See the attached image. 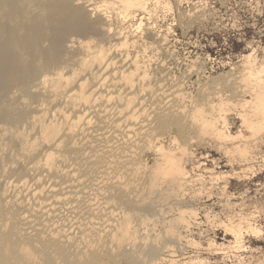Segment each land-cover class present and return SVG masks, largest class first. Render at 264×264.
Instances as JSON below:
<instances>
[{"label":"bare ground","instance_id":"6f19581e","mask_svg":"<svg viewBox=\"0 0 264 264\" xmlns=\"http://www.w3.org/2000/svg\"><path fill=\"white\" fill-rule=\"evenodd\" d=\"M41 1H44V0H41ZM77 1L76 0H49V1L46 0L45 1V5H46L45 11L42 12V10H41V13L36 12V9H37V11L39 9L38 7H36L35 12H32V11L29 12L30 11L29 10L28 12H25L22 15H20L21 13L16 12V15L17 14L20 15L19 18H15V16H14L15 12H14L12 17H11V15L10 16L7 15V18H6V15H5L6 13H4L2 16H5V19H4V17H2L3 18L2 20L0 19V87L2 88L1 91L4 90V92L0 93V100H3L4 99L3 97H6V96L8 97L9 94H7V92L9 90H11L10 88H12L13 86L16 87L15 86L16 83L21 84L19 91L27 96V100L26 99H25L26 101L23 100L25 103H23L22 105L21 104L20 105L19 104L8 105L6 107L4 106L5 108L3 107L2 109H0V123L1 122H2V124H3V122L5 123L9 133L7 131L6 132L9 135V138L10 137L12 138L14 131L16 133H18L16 130L19 127L18 125H20V127H23V126H21V123L23 122L24 124L25 123L28 124L29 127L26 124L27 128H30L29 123L31 120L34 119V114H35V116L38 115V114L36 115V112H38L37 110L40 109V112L42 113L41 108L36 109V107L37 106L40 107L39 105L44 103V101H43L44 95H46L45 97H47V94H51V95L55 96V91H61V93H65L64 95H66L68 97V99H67L68 101H66L65 107H63V109H59L57 107L56 109L53 110L52 113H50L48 115L47 118L52 119L54 121V125H53L54 128H57L60 125H62L64 127V130L60 136V137H63L64 141L63 140H61V142L59 141L56 154L58 155V153L64 151L65 148H67V153L69 151L73 153L72 157L69 155L70 152L68 154L66 153L69 156L68 157L69 159L73 158L72 159L73 161L68 163V165H66V166H62L61 163L63 161L61 160L62 162L60 163L59 158L56 157V155L54 156L53 153H51V152L49 153V156H50L49 158H44V156H46L47 153L35 152L36 151L35 148L37 146V143L39 142V137L37 139H32L29 136L30 134L26 135L27 136L26 138L29 141L26 149L28 150V152L30 151L31 153L32 152L36 153L35 158L33 156L32 159H29V161L32 160V162H30L31 164L29 166L31 169H33L34 174H32V176H25L24 180L26 182H23V179H21V181L23 182L22 184H24V183L27 184L22 189L18 188L19 187L18 184H20V186H21V183H19V179H17V177H19V175L17 177H15L14 179H11V177H10V179H9V177H5V178L1 177L3 179V181H2L3 185H2V187L0 186L1 187L0 191H2V193L0 192L1 193L0 196L3 194V192H6V191H3L4 190L3 188L9 187V185L11 184L10 180H13V185L18 186L17 188L19 189V191L17 189V191H18L17 198L15 196H12L11 198H9L8 196H6V193H4L5 195L3 194V196L0 197V243H3L5 245L11 244V242H12L11 236L13 234L12 232H14L15 228H17V227L20 228V226H17L18 221H14L15 219L18 220L17 218H15L16 215L18 214V210H19V213H21L20 215H22V216L24 215L23 216L24 218L26 217V215L28 216L30 214V212H32L31 213L32 215H33V213H35L37 215V214L43 213V211H44V213H46L47 215L43 213L44 216L42 217V215H41V217L44 218V220H46V222L49 223V225H46L48 227V229L50 228V226L52 224H55L56 226L58 225L57 226L58 230H60V231L61 230L62 231L70 230V232L72 234L75 233L76 231H79L80 229L79 228H78L79 230L77 229L78 225H77V227H75L76 225L75 226H72V225L68 226L69 220L75 218V216H77V218H78V216H82L83 215V213L81 215L82 211H85L86 214L87 213L89 214V212H91V213H93L92 217H90V219L87 221L85 219L83 221H81V223H79V227L80 228L83 227L80 224H85V229L84 228H81V229L82 230L84 229L85 230L84 232L85 233L87 232L88 235H89V233H91V229H92L91 226L93 227V225L95 224L94 226L98 227V232H99L98 234L99 235L98 234L95 235L96 239L92 240L93 245L97 242L102 241V240L101 241H98V240L103 237L101 233L104 230V227H103L104 224H102L103 222L101 223V221H103L105 219L104 217H106V219L109 218V220H107L105 222V225H106V223L107 224L115 223V227L117 225L116 221H119V222L122 221L123 214H125L124 212L130 214L131 220L138 223L137 225H139V223L141 221L145 222V220H147L145 214L142 215L141 219L139 217H138L139 218L138 219V218H135V217H137L135 215H139L140 213L135 214L134 212L138 208L140 209L142 207V206H140V203H141L140 200L142 202L143 201L146 202L145 200H143L144 198L147 197L146 200H148V198L151 199L150 197H148V193L150 191H153L152 194L154 192L156 193L155 189H158V187L160 186L159 185L160 182L158 180V177L153 174L152 176H149V180H148L150 185L154 184L152 186H155V187L158 186L157 188H155V187H154L155 189L153 187L150 188L148 186L149 184L148 185L146 184L147 187L144 185L145 187L144 188L142 187L143 190H141L142 188H140L139 191L140 190L141 191L136 193L138 195H135L136 196V197L134 196L135 198H130V199H132V200H130L129 198H127L129 195L124 197L125 194L127 195V193H124V192H126V189L124 191V189H122V186L116 185L120 181L119 180L120 176L117 175V173H118L116 171L117 169L114 170L115 166L119 167L120 165L121 166L124 165V167H125V165L128 166V164L132 163L133 161L138 163L137 162L138 158H136V155H137L138 150H140V152H141V148L138 149V146H140L141 144L144 145V143H147L148 146H149V144H151L153 146L152 149L158 148L159 144H161L160 143L161 142L160 137H161L162 129H164L163 126H166L167 123L172 121V120H177L179 122V124L183 127L182 128L184 130V131H182V134L184 133L183 135L187 136V134H188L187 132H189L188 130L186 131V129H188L187 126L191 125V124L184 122L185 118L182 115H180L179 110H178L180 107L183 106L180 104V100L183 99V97H184L183 93L178 92V90L165 89L163 86V82L165 83V82H167V80L165 79L166 81L165 80L163 81V79H162L163 82L161 84H159V81L161 82V78L158 79V83H157L158 85L157 86L154 84V86L148 87L147 79H144L145 72L147 70H146V67L144 70V66H142V65L146 64V61L143 64V60H145L146 56L148 55L145 51L139 52L138 56L135 59H133V63L128 68H127V66L126 67L124 66L125 63H123V60H124L123 58L121 59V58H116L114 56H111L109 59L108 58H102L101 61L99 62L100 65H99L98 71L97 72L94 71V69H93V66L95 65L94 58L96 57L97 52L102 51V48L100 45H98V49L96 48L97 44L95 45L92 41L95 38H92L91 40L90 39L85 40V39L89 38L88 33L91 31L98 32L97 35L98 36L101 35L102 36V37L100 36L101 38L107 37V34L110 35V33H107L106 30L104 32V30L102 31V29H101V27L105 23L104 18H102L101 16H98V17L94 16L95 18L94 17L90 18V16H89L90 10L91 11H94V10L98 11L99 8L102 7V5H100V4L98 5V2H96V1H94L91 4L86 3L87 4L86 5L85 3L84 4L80 3L82 0H79L80 4H76V3H78ZM1 3H3V2H1ZM40 3L43 4L44 2H40ZM24 4H26V3H24ZM20 5H23V4L21 3ZM32 5L37 6V4L34 5L33 3H32ZM90 5L93 7L91 9L90 8L88 9V6L90 7ZM9 6L7 5V7H9ZM28 6L31 9V7H32L31 4H29ZM27 9H29V8H27ZM4 10H6V7ZM24 10L25 9H23V11ZM11 11L12 10L10 8V10L5 11V12H11ZM16 11H18V10H16ZM12 18H15V19H12ZM42 30L45 31L43 35H41ZM116 34L114 35V37H113V35H110L109 40L112 42L114 41L115 45H117L118 51L123 50L122 52L126 53L127 49H128L127 46H129L128 43L130 41H128V39L124 38L123 36L118 35L119 37H116ZM76 36H79V38H77ZM80 37H82L83 39L80 40L81 39ZM45 39L49 41V44H46V42L44 44ZM97 40H100V38L96 39L95 42H99ZM100 41H102V40H100ZM131 41H133V40H131ZM134 41H136V40H134ZM130 43L133 44V42H130ZM77 44L80 46L79 50L82 47L83 48L82 51H84V54L86 53L85 58H83V60H85V62L83 61L84 62V64H83L84 69L82 67V70H81L80 69L81 66H80L79 69H77V70H81L79 72H77L74 68L70 69L69 68V66H71L70 64L67 68L61 67V65L64 63L63 58H62V56H64L63 55L64 49L66 48V50H68L67 48H71V47L75 48L73 46L74 45L76 46ZM93 44L96 46L95 47L96 49L93 48L94 47ZM77 48H78V46L75 49H77ZM77 50H76V53H78ZM73 52H74L73 54H75V51H73ZM73 54H71V55H73ZM68 56L69 57H67V58L72 57L70 55H68ZM75 57L76 56H74V58ZM148 57H149V55H148ZM74 58H73V60H74ZM64 60L66 61L67 59H64ZM71 61H72V59H71ZM78 62L80 63V60L79 61L77 60V62H75V63L79 64ZM140 62H141V65H140ZM68 63H70V61H68ZM71 64H73V63H71ZM171 67H173V66H171ZM140 74H141V76H139ZM172 75L171 76L169 75L168 78H170L171 80L173 79V82H175L174 77L176 75L175 74H174L175 76H172ZM46 76L49 77L48 87H45L44 82H43V78ZM162 77H163V75H162ZM231 83H233V85ZM231 83L230 84L232 86H234L235 82L231 81ZM230 84L228 83V86ZM166 85H165V87H166ZM231 85L229 87L228 86L227 87L230 88ZM235 85H237V84H235ZM33 86H37L38 87L37 89H39V90H37L36 92L34 90H31V88ZM234 87H232V90H230L231 95H233V93H234L233 90H236V89L239 90V93L241 92L239 86H237L235 88ZM32 91H34V92L32 93ZM232 91H233V93H232ZM236 92H238V91H236ZM218 93H220V92L215 91L214 93H212V99L211 100L209 99V97L211 96L209 93L208 94L209 96L207 97V95H206V97H205L207 99V101H205L206 99L204 100V102H201V101L196 102L195 101L194 104H196L197 107H202L207 112H211L212 109L210 106L213 103H219V101L216 100V96H214V95H217ZM241 93L243 95H245V94L252 95L253 94L251 90H249L247 92H241ZM178 94H179V96H178ZM51 95H49V96H51ZM235 95H236V93H235ZM14 96L15 95H13V97ZM53 96L51 98H53ZM13 97H11V98H13ZM17 97H18V99L21 98L19 96H17ZM56 97L60 98L59 95H57ZM242 97H245V96H242ZM237 98H240V97H237ZM224 99H225V101H228L229 97L228 98L224 97ZM45 100H47V99H45ZM229 100H231V98ZM233 100H234V98L232 99V101ZM52 101L54 102V100H52ZM166 101H167V103H166ZM235 101H236V99H235ZM48 102L50 104L51 101L48 99ZM48 102H47V104H48ZM236 102H238V101H236ZM236 102H234V103H236ZM243 102H245V104H243V105L248 104V101H242L241 103L239 102V104H241L240 106H242ZM45 104H46V102H45ZM75 105H76V107H75V109H73V107ZM44 107H45V105H44ZM42 108H43V105H42ZM244 108H246V107H243V109ZM239 110L240 111L239 112L237 111V112L240 114V116L239 115L238 116L243 118L242 119L243 125L246 126V128L250 127L251 123H250L249 117L247 115V109L242 110V111H241V109H239ZM149 117H151V119H149ZM26 127H25L24 131H26ZM33 127H34V125H33ZM33 127L31 126V128H33ZM2 128H1V130H2ZM54 128H51V130L53 131ZM193 128H196V127L191 128L193 132H194V130L196 131V129L193 130ZM22 129H20V130H22ZM28 130L29 129H27V131ZM1 133H2V131H1ZM189 134H188V136H189ZM65 135H66V137H64ZM15 136H17V135H15ZM21 136H22V134H21ZM39 136H40V134H39ZM5 139H7V138H5ZM13 141L15 142V140H13ZM23 141L25 142V139ZM23 144L24 143H22V145ZM25 144H26V142H25ZM21 147H19V151H20V149L22 150ZM143 148H145V147H143ZM26 149H25V151L27 152ZM174 149H175V147H173V150ZM143 150L144 149H142V151ZM0 151H1V149H0ZM25 151H23V153H25ZM15 153L16 152H14V154ZM21 153L22 152H20V154ZM62 153L60 154V157L62 156ZM142 153H144V152H142ZM14 154L12 153L11 155L14 156ZM18 156H19V153H18ZM64 156H66V155H63V157ZM24 157L25 156H22L21 159ZM63 157H61V159ZM66 157H64V159H63V160H65V162L67 160V159H65ZM137 157H138V155H137ZM11 158H12V156H11ZM16 159L18 161L21 160V159H18L17 157H16ZM160 159H161L160 161L162 162L161 157H160ZM12 160H13V158H12ZM3 161H5V160H3ZM29 161H27V162L29 163ZM78 161H80L81 164L78 163ZM6 162H7V160H6ZM141 162H139V163H141ZM77 163L80 164L81 167H78L80 165H78ZM25 164H26V162H25ZM64 164H66V163H64ZM138 164H133V165H138ZM9 165H11V164H9ZM26 165H25V167L23 166L22 168L25 169L27 167V172H28L29 168ZM76 165H78L77 167L80 168V170H78V168H76ZM60 166L63 167V169L61 172H59L61 174H58L57 168ZM19 167H17V168H19ZM124 167H123V169H124ZM136 167H138V166H136ZM140 168H141V166H140ZM140 168L138 169V171L140 170L139 172L141 173L142 169H140ZM1 169L4 171V167ZM11 169H12V167H11ZM121 169H122V167H121ZM130 169H131V167L127 168L125 170L131 171ZM5 170H6V166H5ZM143 170H144V168H143ZM151 172H153V171H151ZM20 173L22 174V171H20ZM31 173H33V172H31ZM80 173L85 175V178L83 177L84 180L86 179L87 175H89L88 176L89 178L92 177V179L91 178L90 179H91V181H96L97 184L94 185L96 187H94V186L92 187V185L94 184V182H93V184H91L92 188H90V186H89L90 182L89 183L87 182L90 179H86V181H85V184L87 182L88 186H85L84 184H82V182H81V184H82L81 185L80 181L83 180V179L81 180V177L83 175ZM127 173L128 172H126V174ZM79 174L82 176L80 177ZM131 174L132 173H130V176H131ZM136 174L138 175V173H136ZM147 174H148V170H147ZM146 177H147V175L145 176V178H143V181H145L144 183H147ZM127 178H124V179L126 180ZM133 178H135V177H133ZM122 180H123V178H122ZM128 180L126 182H128ZM172 181H171L172 187L175 184L174 182H176V185H175L176 187L178 184L181 187V185L177 179L173 178ZM129 182H131V181L129 180ZM186 182L187 181L184 182V185L186 184ZM141 183L142 182H140V184ZM76 184H79L77 186H80V185L83 186L84 185L83 188L85 187V189H83V188L79 189L76 186ZM122 184H123V182H122ZM187 184H188V182H187ZM111 185H112V188H110L111 189L110 190L109 187H111ZM134 185H136V184H134ZM11 186L12 185H10V188H11ZM128 186H130V185H128ZM131 186H133V185H131ZM136 186H134V189H137V188H135ZM54 187H57V188L55 189ZM15 188H14V190H15ZM59 188L62 189L63 192L58 191V190H60ZM183 188L187 189V187H183ZM150 189H152V190H150ZM7 190H8V188H7ZM12 190H11L10 194L13 192L15 193V191L12 192ZM136 191H138V190H136ZM129 192H130V189H129ZM129 192H128V194H129ZM7 194H9V193H7ZM110 194L113 195L114 197H118V200L121 197L126 198V200L127 199H129V200L126 201L124 199V202L122 203L121 206H117L118 204H116V203L114 206V204L112 205V202H110V199H108L109 197L105 199V196H108ZM166 195L168 196L167 193H166ZM75 196H76V198L78 197V198H81L82 200L84 198V200L86 199L88 202H87V204L85 203L86 201L84 202V206H83V208H81L82 209V211H81V209L78 208V205H79L78 203H80V201L78 202L76 200V202H78V203H76V202H74V203H75V205L78 204L77 208L72 211L68 207L69 210L71 211V213L69 211V213H70L69 214L68 211H64V210L66 208V204L69 205L68 203H71L73 201V200L71 201L70 199L68 200V198L73 199V198H75ZM159 196L160 195H158V196L156 195V197H159ZM2 197H4V198H2ZM152 197H154V196H152ZM156 197H155V200H157ZM123 198L121 199V201H123ZM160 199H161V197H160ZM82 200L80 203V207H82ZM121 201H118V202H121ZM147 204H149V203L147 202ZM70 207H74V206L71 205ZM83 209H85V210H83ZM141 209H143V208H141ZM62 210L71 216L73 215V212H74V214H75V212L78 214H75V216L73 215L74 217L72 216V218L69 215H65L62 218L61 217V215H63ZM156 210H158V209H156ZM160 211L162 212V209H160ZM179 212H180V209H179ZM144 215H145V218H143ZM38 216H40V215H38ZM28 217L30 218V215ZM29 218L24 219L25 221L24 220L23 221L27 222V220ZM42 218H40V219H42ZM73 220L75 221V219H73ZM114 220H115V222H112ZM149 220L151 221V223H148V225H150L152 227H149L148 229L153 228V225H157V224H155L157 222L156 216L155 217L154 216L148 217V221ZM19 221H20V219H19ZM177 221H178V219H177ZM28 222H30V219ZM71 222H72V220H71ZM99 223H101V224H99ZM146 223H147V221H146ZM23 224H21L22 225L21 230H22ZM25 224H27V225H26V227H24L25 230L23 229L24 232H23L22 237L24 235L27 238H33V239L35 237H37L35 234L36 231H32L33 230L32 225L30 226V225H28V223H25ZM38 227L41 228L40 225ZM95 227H93V230L95 229ZM119 227H121V226H119ZM42 228H45V227H42ZM50 230H53V229H49V231ZM115 230H117V229L115 228ZM141 230L142 229H140V231ZM152 230H154V229H152ZM18 232H19V230H18ZM109 232H108V234H109ZM113 232H114V230H113ZM47 233H49V232L47 231ZM56 233L52 235L53 238H52V236H50L51 238H47V240L44 241L45 245L47 243H49V247H50V244L52 245V251H51L52 257L53 256L57 257L58 255H60V256L66 257L67 260L70 261L69 262L70 264H74L73 262L71 263V260H73V258L76 255L73 254L74 256L73 257L71 256L72 255V254H70L71 248L64 244L65 242L62 240L63 238L61 236L56 237L59 234V233L58 234H56ZM65 233H67L66 235H68L69 232H65ZM114 233H116V232H114ZM19 234H21V233H19ZM16 235L17 234H15V236ZM44 235H45V233H44ZM47 235L48 234H46V236ZM84 235H86V234H84ZM82 236H83V234H82ZM92 236H93V234H92ZM22 237H20V239ZM70 237H71V235H70ZM80 237L81 236H79V238ZM106 237H108V236H106ZM40 238H42V236H40ZM44 238H42V239L44 240ZM60 238H62V239H60ZM79 238H78V240H79ZM23 239L24 240H22L21 242H23V241L25 242V238H23ZM37 240H38V237H37ZM35 241H36V238L33 242H35ZM83 241H84V239H83ZM93 241H97V242L93 243ZM36 242H38V241H36ZM79 242H81V241H79ZM104 243L106 244V241ZM102 244H103V242H102ZM36 245H38V244L36 243ZM90 245L91 244L89 243L88 246H90ZM96 245L101 246L100 243L99 244L97 243ZM12 246L15 248L18 245L12 244ZM127 246H125V248ZM46 247H48V246H46ZM49 247H48V249H49ZM14 248L12 249L13 254L14 255L17 254L16 256H18V253H16L15 251L17 249L19 250V247L17 249L16 248L14 249ZM82 248L85 249L84 246ZM90 248H88V249L90 250ZM97 248L98 247H96L95 249L93 248L92 252H90L91 253L90 255H92V257H94L93 259H95V263H96V260L99 258L97 256V254H98L97 252H98L99 248L98 249ZM86 249H87V247H86ZM72 250H73V248H72ZM76 250L78 251V248H76ZM101 250H102V248H101ZM101 250L99 249L100 252H101ZM126 250H127V248H126ZM37 252L40 256V254H41V253H39L40 251H37ZM79 252H77V255H80V254H78ZM73 253H75V252H73ZM80 253H82V252H80ZM47 254H50V251H49V253L47 252ZM82 254H84V253H82ZM129 254L131 255L132 253H129ZM41 256H43L45 258L44 254ZM70 256L72 258H70ZM28 257H29L28 259H30V256H28ZM37 257H38V255H37ZM115 257H117V256H115ZM132 257H134V256L132 255ZM56 259H54L55 260L54 262H56L59 259V256H58V259L57 260ZM137 259H138V257H137ZM77 260L80 261L81 258L77 259ZM99 260H97V261H99ZM22 261H25V258L23 259V258L19 257L17 260V263H15V264H21V263L24 264ZM28 261H30V260H28ZM31 261H33V260H31ZM38 262H40V261H38ZM76 262H78V261H76ZM115 262H116V260H115ZM36 263L37 262H35V264ZM38 264H40V263H38ZM46 264H48V263H46ZM55 264H57V263H55ZM93 264H94V261H93ZM96 264H98V263H96Z\"/></svg>","mask_w":264,"mask_h":264},{"label":"rangeland","instance_id":"374dc122","mask_svg":"<svg viewBox=\"0 0 264 264\" xmlns=\"http://www.w3.org/2000/svg\"><path fill=\"white\" fill-rule=\"evenodd\" d=\"M45 1L46 0H44V1H41V0L40 1L39 0H11V1L10 0L9 1L8 0H6V1L0 0V19L2 20L3 19L2 17H4V19H5V16H2L4 13H6L5 15L7 18V15L8 16L11 15V17H12L14 12H15V14H14L15 18H19L20 15H22L25 12H28L29 10H30L29 12H31V11L35 12L36 7L39 8L38 11L36 9V12L41 13V10H42V12L45 11V7H46ZM94 1L98 2V5L100 4V5H102V7H100L98 11H96V10L91 11L90 10V14H89L90 18H92L94 16H96V17L101 16L99 14L97 15L98 12H104L105 15L108 16L107 20H105L104 16H101L102 18H104V21H105L104 25L101 27L102 31L104 30V32H105V30H106V32L110 33V35H113V37L117 33L116 37L123 36L124 38L128 39V41L133 42V44H131L130 42L128 43L129 46H127V48H128L127 52L123 53L122 52L123 50H119V51L117 50V45H115L114 41L112 42L109 40L110 39L109 34H107V37L101 38L102 36L100 34L99 35L101 37L97 35L98 32H93V31L89 32L88 33L89 38H86L85 40H88V39L91 40L92 38H95L92 41L95 45L97 44L96 45L97 47L93 44L94 45L93 48L96 47L98 49V45H100L102 48V51L97 52V55L94 58L95 65L93 66V69L95 72L98 71L99 65H100L99 62L101 61L102 58H108L109 59L111 56H114L116 58H121V59L123 58L124 59L123 63H125L124 66L125 67L127 66V68H128L133 63V59H135L138 56V53L145 51L149 55V57H148V55L146 56L145 60H143V64L145 63V61H146V64H144L142 66H144V70L146 67V70H147L146 72L148 73V76L150 77L149 79H147L148 87H152V86H154V84L157 86L158 85L157 84L158 79L161 78V82L159 81V84H161L165 79L167 80V82H165L167 85L163 82V86L165 89L178 90V92L183 93V96L191 93L190 98L193 100V102H195V101L196 102H198V101L204 102V100L206 99L205 98L206 95L208 97L209 96L208 94L210 93V95L212 97V93H214L215 91L220 92V94H223V97H225V98H228V97H229V99L231 98V101L234 98V100L232 102L234 103V102L238 101L235 104H237L239 106L237 107L234 114L229 117V122H230V124H234L232 131L233 132L236 131V129L239 127L240 122L243 119L242 117H240V120L236 118L238 115L240 116V114L238 113L240 111L239 109H241V111L247 109V108L243 109V107H242L243 104H245V102L242 103V106H240L241 104H239V102L241 103L242 101H247V96H249V94L243 95L241 92H240L241 93L240 94L239 90L236 89V90H233L234 93L232 91L233 95L236 98L233 95H231L230 90H232V87H234V86L237 87L239 85L236 83V80L233 78L235 76V74L230 72L229 67L227 66V61L231 60L233 63H235L236 57L238 55L247 54L248 49L246 48V45L250 41L253 43L254 46H259L261 44H264V16L255 15V13L257 11H264V0H261L260 5L255 7V8L249 7L248 0H211V6L208 9L202 10V11H200V12H198L192 16H190L188 14L189 11L194 12L195 7H202L201 5H196L195 7H190L187 5L181 6V5L176 3V0H173L174 6L176 7L175 27L173 29L174 32H169L166 24H159L156 28H153L152 24L156 23V21L153 17H149L148 15H145L143 20H140V18H138V17L135 19L129 20L128 16L126 14H124L123 12H121L115 4L109 5V4H105V3H100L99 0H94ZM1 2H3L4 4ZM40 2H44V3L42 4ZM21 3L23 5H20ZM24 3H26V4H24ZM28 3L31 4V6H32L31 9L28 6L29 5ZM32 3L34 5L37 4V6L36 5L33 6ZM80 3L91 4V3H89V0H82ZM80 3L78 2L76 4H80ZM253 3H255V0H253ZM7 5L8 6L10 5V6L7 7ZM5 7H6V10H4ZM92 7L93 6L90 5V7L88 6V9L89 8L91 9ZM10 8L12 10L11 12H5V11L10 10ZM22 8L25 9L26 11L25 10L23 11ZM27 8H29V9H27ZM16 10H18V11H16ZM111 11L117 12L118 20L116 23L112 22ZM16 12L17 13L19 12L21 14L16 15ZM15 18H12V19H15ZM234 20H239V23L241 25H243V27L241 28L240 31H236V30L231 29V24ZM125 21H127V23H125ZM129 25H132V27H129ZM225 25H228V27L225 28ZM161 28L163 30H161ZM44 32L45 31L42 30L41 35H43ZM79 36H76V37L79 38ZM80 38H81L80 40L83 39L82 37H80ZM98 38H100V40H102V41L97 40L99 42H95V40ZM46 39L44 41V44H45V42H46V44H49V41ZM131 40H133V41H131ZM134 40H136V41H134ZM77 46H78V48H77L78 50L75 49ZM73 47H75V48L71 47V48H67L68 50H66V48L64 49V51H63L64 56H62V58H63L64 63L66 61L67 62L65 64L63 63L64 65L62 64L61 67L67 68L70 64L71 65V66H69L70 69L74 68L77 72H79L82 70V67L84 66L83 64H84L85 60H83V58H85L86 53L84 54V51H82L83 50L82 47L79 50L80 46L78 44L76 46L74 45ZM76 50L78 51V53H76ZM73 51H75V54H73L74 53ZM71 54H73L76 57L74 58V56ZM68 55L72 56L74 58V60L72 57L67 58V57H69ZM197 56H199V61L195 64V71L189 72V69L193 68V62L196 61ZM208 57H210L211 60L207 59ZM64 59H67V60L65 61ZM71 59H72V61H71ZM76 59L78 61L80 60V63L78 62L80 65L75 63V62H77ZM68 61H70V63H68ZM71 63H73L74 65ZM140 65H141V62H140ZM171 66H173V67H171ZM79 67L81 70H77V69H79ZM83 69H84V67H83ZM237 71H240L239 65H237ZM141 74L139 76H141ZM162 75L164 78L162 77ZM169 75L175 76L174 77L175 82H173V79L171 80L170 78H168ZM162 79H163V81H162ZM230 80L232 82H235V84H237V85L234 84V86H232L233 83H231ZM228 83L232 84V85L230 84L231 85L230 88H228L230 86V85L228 86ZM20 85L21 84L16 83L15 84L16 87L13 86L12 87L13 89L10 88L11 90H9L7 92V94H9L8 97L7 96L3 97L4 99L0 100L1 101L0 102V109H2L4 106L6 107L8 105H15V104L16 105L17 104L22 105L23 103H25L24 101L27 100V96L19 91ZM165 85H166V87H165ZM37 88H38L37 86H33L31 88V90H34L36 92L37 90H39ZM1 89L2 88L0 87V93L4 92V90L1 91ZM34 91H32V93ZM236 91H238V92H236ZM235 93H236V95H235ZM64 94L65 93H61V91H55V96H53L51 94H47V97L49 95H51L47 98V97H45L46 95H44L43 96L44 103L40 104L39 105L40 107H38V106L36 107V109L41 108L42 113L40 112V109L37 110L39 113L36 112V115L37 114L38 115L35 116V114H34V119L31 120L30 123L28 122L30 125V128L26 127L27 123L24 124L22 122L23 124L21 123V126H23V127H20V125H18L20 128L19 127L17 129L15 128L18 133H16L14 131L12 138L11 137L9 138V135L7 134L8 129H7V126L5 125V123L4 122H3V124H2V122L0 123V137H1L0 138V149H1V151H0V171L2 170L1 168L4 167V171L2 170L0 172V178L1 177L2 178L9 177V179H10V177H11V179H14L15 177H17L19 175V177H17V179H19V183H21V186H20V184H18L19 187L14 186L13 180H10L11 181L10 185H12L11 188H10V185H9V187H7L8 190L5 187L3 188L4 189L3 191H6V192H3V194L6 193V196H8L9 198H11L12 196H15L17 198V193H18L19 189H22V188H24L25 185H27L26 183L22 184L23 182H26L24 180L25 176H32V174H34L33 169H31L29 166L31 164L30 162H32V160L29 161V159H32L33 156L35 158V156H36L35 152L47 153V155L44 156V158H49L50 157L49 153L50 152L53 153L54 156L56 155V157L59 158L60 163L63 161L61 163L62 166H66V165H68V163L73 161L72 160L73 158L72 159L68 158L69 156L67 154L70 151L68 150L69 152L67 153V148H65V150L62 151L63 153L60 152V153H58V155L56 154L59 141L61 142V140H63V137H60V136L64 130V127L62 125H60L57 128H54L53 127L54 121L52 119L47 118L48 115L50 113H52L53 110L56 109L57 107L59 109H63V107H65L66 101H68L67 100L68 97ZM13 95H15V96L13 97ZM57 95H59L60 98L56 97ZM17 96H19L21 98L18 99ZM52 96H53V98H51ZM214 96H217V95H214ZM242 96H245V97H242ZM11 97H13V98H11ZM237 97H240L241 99L237 98ZM45 99H47V100H45ZM48 99L51 101L50 104L48 102ZM51 99L54 100V102ZM235 99H236V101H235ZM205 101H207V99ZM45 102H46V104H45ZM47 102H48V104H47ZM42 105H43L44 109L42 108ZM44 105H45V107H44ZM75 107H76V105L73 107V109H75ZM33 125H34V127H33ZM27 126H28V124H27ZM31 126L33 128H31ZM188 126H187L188 129H186V131L188 130L189 132H187V133L188 134L190 133V134H189V136H188V134L186 136V135H183L184 133L182 134V131H184L182 129L183 127L179 124V122L177 120H172V121L168 122L166 126H163L164 129H162V132H161V137H160L161 142L160 143L165 144L166 147H170L173 150V147H175V146L171 145L170 142L172 140V137L176 136V137H178L180 144L187 145L189 140L192 137L196 136V134H197L196 128H193V130L196 129V131L194 130V132L191 129L192 127H195V126H192V125H188ZM25 127H26V131H24ZM244 127L246 128V126H244ZM1 128H2V130H1ZM51 128H54V130L52 131ZM20 129H22V130H20ZM27 129H29V130L27 131ZM1 131H2V133H1ZM38 133L40 134V136ZM21 134H22V136H21ZM28 134H30L29 136L32 139H37L39 137V142L37 143V146L35 148L36 151L32 152L33 154L30 151L28 152V150L26 149L28 142H29L28 139L26 138L27 137L26 135H28ZM15 135H17V136H15ZM22 137L25 139L26 144L23 141L24 139ZM64 137H66V135ZM5 138H7V139H5ZM13 140H15V142ZM21 142L24 144L22 145ZM208 143L209 142L207 140H199L198 139L196 145L191 146V147L196 148V150L198 152L207 154L206 163L204 161H201V163H205V166L209 169L215 168L216 173H220V172L230 173L233 171V169L239 170V166L228 165L227 160H226V158L223 157L222 153L218 154L215 151H212L211 149H209ZM19 147H21L22 150L20 149V151H19ZM143 147H145V148H143ZM149 147H150V144L148 146L147 143H144V145L141 144L140 146H138V149L141 148V152H140V150H138V152H137L138 157L136 155V158H138L139 161L137 159L136 160L138 163L142 161L141 163L138 164V163L133 161L132 163H129L130 165L129 164H128V166L125 165V167H124V165H122V166L120 165L119 167L115 166L114 170L117 169L116 170L118 172L117 175L120 176V178H119L120 184L118 183L116 185L122 186V189H124V191L126 189V192H124V193H127V195L125 194L124 197L129 195L127 198H129V199L135 198L136 197L135 195H138L136 193L143 190V188L145 186L147 187L148 184H149L148 186L150 188L155 187V186H152L154 184L150 185V183L148 181L149 176H152L154 174L151 171H153L155 168H157L156 165H159L161 168H163L164 162H163V160H162V162L160 161L161 160L160 159L161 154L152 155L151 153H149L148 152ZM214 147H215V144H213V148ZM229 147H230V145H229ZM261 147H262V152H264V146H261ZM25 149L27 150L28 153L25 151ZM142 149H144L145 151L144 150L142 151ZM13 151L16 153L14 154ZM23 151H25V153H23ZM20 152H22V153L20 154ZM142 152H144V153H142ZM152 152L155 153V148L152 149ZM12 153L14 154L15 157L13 155H11ZM18 153H19V156H18ZM61 153H62L61 157H63V155H66L67 157L66 156H64V157H66L65 159H67L68 161L66 160V162H65V160H63L64 157L61 159V157H60ZM69 155L72 157L73 153L70 152ZM11 156H12L13 160H12ZM22 156H25L28 160L25 157L21 159ZM16 157L18 159H21V160L18 161L16 159ZM3 160H5V161H3ZM6 160H7V162H6ZM146 160L148 161V164H151V167L148 168V174H147V171L143 170V168L145 169L147 167V165L145 164ZM153 160L156 161L155 164L152 163ZM214 160L216 161L215 164L213 163ZM27 161H29V163ZM25 162L27 165L25 164ZM64 163H66V164H64ZM78 163L81 164L80 161H78ZM193 163H196V161L190 162L189 167H191V165ZM9 164H11V165H9ZM80 164H78V165H80ZM133 164H138V165H133ZM25 165L28 166V168H29L28 172H27V167L25 169L22 168L23 166L25 167ZM78 165H76V168L81 167V165L80 166H78ZM139 165L141 166V168ZM5 166H6V170H5ZM136 166H138V167H136ZM11 167H12V169H11ZM17 167H19V168H17ZM121 167H122V169H121ZM123 167H124V169H123ZM130 167H131V169H130L131 171L125 170V169L130 168ZM139 168L142 169L141 170L142 174L139 172L140 170L138 171ZM62 169H63V167H61V166L57 168L58 174H61L59 172H61ZM78 170H80V168H78ZM20 171H22L23 175L20 173ZM201 171L202 170H197V174H199V172H201ZM31 172H33V173H31ZM126 172H128V173L126 174ZM129 172L132 173L133 175L131 174V176H130ZM136 173H138V175ZM80 174H82V173H80ZM82 175H80V177L82 176L81 180L82 179L83 180L80 181V184L82 182V184H84L85 186H88V183L90 182L89 183L90 188H92L94 185L97 184L96 181H91L92 177H90L91 178L90 179L88 177L89 175L86 176V179H90V180L87 181L88 183L86 182V184H85V181H86V179L84 180L85 175L84 174H82ZM146 175L148 177V178L146 177L147 183H144L145 181H143V178H145ZM133 177H135V178H133ZM2 178L0 179V186L1 187L3 185V182H2L3 179ZM122 178H123V180H122ZM124 178H127V179L125 180ZM205 178H207V174H205ZM21 179H23V182L21 181ZM128 179L131 182H129ZM127 180H128V182H126ZM171 181H172V179L168 180L167 182L159 181L160 186L155 187V188L158 187L159 190L154 188L156 191V193L155 192L153 193L154 195L152 194L153 191H150L148 193V197H150L151 199L148 198V200H146L147 197L144 198L143 200H145L146 202H144V201L142 202L140 200V202H141L140 206H142L141 208H143V209L138 208L134 212L135 214L136 213L137 214L140 213V214L135 215L133 213L135 216H137L135 218L139 217L140 219H141L142 215L145 214L146 218H147V220H145V222L146 221L148 222V217H151V216L155 217L156 216L157 222L155 224H157V225H153V228L148 229L149 227H152V226L147 224V232H145V230L143 228H140V229H142L140 231L141 232V237H140L141 238V244L139 246H136L133 244L132 245L129 244L128 246L126 245L127 250H126L125 246L121 247V248H117L118 252L116 251L115 254H113V252L111 250L112 248L108 247L107 245L112 243V237H113L114 232L117 233V236L120 235V233H118L117 230H115V228L118 229V228H120L119 226H122L121 221L120 222L116 221V223H117L116 227H115V223H113V224L112 223L111 224L106 223V225H105V222L107 220H109V218L106 219V217H104L105 221L103 219H102L103 221H101V223L103 222L102 224H104V226H103L104 230L101 233L103 237L98 240V241H101V240L102 241L101 242L93 241V243H95V242H97L98 244L100 243L102 247L100 245L99 246L96 245L97 243H95L93 245L92 240L96 239L95 235L99 233L98 227H95L94 226L95 224H94L93 227H95V229L93 230V227L91 226L92 229H91V233H89V235L87 232L86 233L84 232L85 231L84 230L85 224H80L81 226H83V227H81V228H84L83 230L79 227V223H81V221H83L84 219L86 221L89 220L93 214L91 212H89V214L88 213L86 214L85 211H82L81 208H83L84 202L86 201L85 202L86 204L88 202L86 199L84 200V198H83V200L81 198H78V197H77L78 198L77 199L76 196H75V198L72 197L73 199L68 198V200L70 199L71 201L72 200L73 201L71 202L72 204L71 203H68L69 205L66 204V208L64 211H68V213H69V211H70L69 208L73 211L74 209L77 208V205L79 204L78 208H80L82 211L81 215L83 213V215H82L83 217L78 216V218H77V216H75V214H78V213L75 212V214H74V212H73V215L75 216V218H73V219H75L76 222L73 219H71L72 222H71V220H69L68 226H70V225L75 226L76 225L75 227H77V225H78L77 229L79 228L80 230L78 229L79 231H76L73 234L70 232V230H68V231L64 230L65 232H69L68 235H66L67 233H65L64 231L58 230V228H57L58 225L56 226L55 224H52L51 225L52 227L50 226L49 229H53V230L49 231L48 227L46 226V225H49V223L46 222V220H44V218H42L44 216V214H46V213H44V211H43L44 214L40 213V214L36 215L35 213H33L34 216L31 214L32 212H30V214H29L30 218L28 217L29 215L28 216L26 215V217L30 219V222H28L29 219L27 220V222H24L25 221L24 219H27V218L26 217L24 218L23 217L24 215L23 216L20 215L21 213H19V210H18V214L15 217L18 220L15 219L14 221H18L17 226H20V228L17 227L18 229L15 228L14 232H12L13 234L11 236L12 237L11 240L13 243L11 242V244H10L11 246H12V244L18 245L17 247H15L16 249L19 247V250L17 249L15 251L16 253H18V256H16L17 259H16L15 263H17V260L20 257L23 259L25 258V261H22L24 264L25 263L26 264H29V263L35 264V262H37L36 264H38V263H40V264H46V263H48V264H55V263H57V264H66V263L70 264L69 263L70 261H68L66 257L60 256V255H58L59 259H58V256L52 257V254H51L52 245L50 244V247H49V243H47L46 245L44 243V241H46L47 238H51L50 236H52L56 232H57L56 234H58V233L60 234V235L58 234L59 236L57 235L56 237L61 236L63 239L62 238H60V239H62L65 242L64 244L71 248L70 249L71 250L70 254H72L71 256L73 257L74 256L73 254H75L77 256V257L75 256L73 258V260H71V263L73 262L74 264H77V263L78 264H85V263L86 264L87 263L93 264V261H94V264H96V263H98V264H171L172 260H177V264H184L185 259L188 260L189 262H191V260L195 259V256L193 255V253L197 252L199 250L189 248L187 246V242H186L187 238L192 237L193 239L199 241L200 243H206L210 238H213V236H214L213 231H212V227H210L208 222H207L206 214L210 213L212 215H219L220 220L224 221V223L227 224V221L225 220V215H229L231 213H229L227 208L222 207V205L225 204V200L221 199V189L220 188H214L213 189V193H214L213 198H212V200H208L207 197L201 198V197H195L193 195V193L200 187V185L198 183L189 187L187 182H186L187 185L185 184L186 186L184 185L183 187H187V189L184 188V191L182 192V191H180L181 187L179 186V184L176 187L175 186L176 182H174L175 184L173 183L174 185L172 187L171 183L173 181L172 182ZM93 182H94V184H93ZM122 182H123V184H122ZM140 182H142V183L140 184ZM261 183L264 184V173L258 174L256 177H253L251 181H247V182H240V181H237L236 179H232L230 181L229 190H228L229 192L240 193V192L244 191L245 189H247L248 193H249V197L250 198L253 197L251 200L247 201V208H245L244 215H247V213L252 210V205L255 204L258 207V209L261 213V216L264 217V193H262L261 196H256L257 195V185L261 184ZM91 184H93L92 187H91ZM134 184H136V185L138 184V185L136 186ZM77 185H79V184H76V186ZM81 185L77 186V187L79 189L83 188L84 185L83 186H81ZM128 185H130V186H128ZM131 185H133V186H131ZM134 186H136L135 188H137V189H134ZM1 187H0V189H1ZM94 187H96V186H94ZM204 187L207 188L208 185L205 184ZM14 188H15V190H14ZM54 188L56 189L57 187H54ZM110 188H112V185H111V187H109V189ZM140 188H142V189L139 191ZM17 189H18V191H17ZM83 189H85V187ZM129 189H130V192H129ZM152 189H150V190H152ZM11 190H12V192L15 191V193L13 192L10 194ZM136 190H138V191H136ZM58 191L63 192L62 189H60ZM127 191L129 192V194ZM262 191H264V189H262ZM0 192L2 193V191H0ZM184 192H187L188 195L184 196ZM7 193H9V194H7ZM166 193L168 194V196L166 195ZM3 194L1 196H3ZM156 195L157 196L160 195V196L156 197ZM225 195H227V194H225ZM152 196H154V197H152ZM4 197H2V198H4ZM155 197L157 198V200H155ZM160 197H161V199H160ZM106 198L110 199V202H112V205L114 204V206H115V203L118 204L117 206H121L122 203L124 202V199L126 200V198H123V197H121L118 200V197H114L111 194L108 196H105V199ZM122 198H123V201H121ZM129 199H127V200H129ZM76 200L78 202L80 201V203L82 200V207H80V203L76 202ZM130 200H132V199H130ZM118 201H121V202H118ZM74 202H76L78 204L75 205ZM147 202L149 204H147ZM233 203H235V202H233ZM71 205L74 207H70ZM240 207L244 208V204L241 203ZM156 209H158V210H156ZM160 209H162V212L160 211ZM179 209L180 210L181 209L196 210L199 213V219L202 223H193L191 229L189 231L185 232L183 229V226L179 223V220L177 221V219H176L178 214H179L178 213ZM83 210H85V209H83ZM64 211L62 212L63 215H61L62 218H63V216L69 215L71 213V211L69 214L65 213ZM238 211H240L239 208H236L233 210V212H238ZM124 213H126V212H124ZM38 215H40V216H38ZM41 215H42V217H41ZM145 215L143 216V218H145ZM69 216L72 218L71 215H69ZM40 218H42V219H40ZM184 218L187 219V217H184ZM19 219H20V221H19ZM130 219H131V217H130ZM112 222H115V220ZM20 223L21 224L24 223L22 230H21L22 225ZM25 223H28V225H30V226L32 225V227H33L32 231H36L35 234L38 237V240H37V237H35V238H36V241H38L39 243L36 241L33 242L35 240V238L34 239L33 238H27V237H25V235L22 237L23 232L25 230L24 227H26V225H27ZM101 223H99V224H101ZM262 223H264V221H262ZM39 225L41 226V228L38 227ZM218 225H219V221H217L216 225H214V226H218ZM42 227H45V228H42ZM152 229H154V230H152ZM18 230H19V232H18ZM113 230H114V232H113ZM229 230H232L231 227H229ZM47 231L49 233H47ZM108 232H109V234H108ZM166 232H167V234H166ZM19 233H21V234H19ZM44 233H45V235H44ZM15 234H17V235L15 236ZM46 234H48V235L46 236ZM82 234H83V236H82ZM84 234H86V235H84ZM92 234H93V236H92ZM179 234H183L185 236V241H180L178 238H170L173 235H176L178 237ZM70 235H71V237H70ZM215 235H216V239H217L218 243L223 242L225 239H232L231 236L225 237L222 230H218L215 233ZM19 236L22 238L20 239ZM40 236H42V238L45 237L44 240L42 238H40ZM79 236H81V237L79 238ZM106 236H108L109 238ZM23 238H25V242L24 241L21 242L22 240H24ZM52 238H53V236H52ZM69 238H70L71 242H69ZM78 238H79V240H78ZM83 239H84V241H83ZM104 240L106 241L107 245L104 243L105 242ZM79 241H81V242H79ZM88 242L91 244L90 246H88L89 245ZM102 242H103V244H102ZM36 243L38 245H36ZM250 244L252 247L264 248V240L257 241L255 239H251ZM46 246H48L49 249ZM81 246L82 247L84 246L85 249L87 247L86 253L84 251L85 249H83ZM92 247L94 249L96 247H98L100 250L102 248V250H101L102 253L97 248L98 249L97 256L99 257L97 260H99V259L100 260L99 261L96 260V263H95V259H93L94 257H92V255H90L91 254L90 252H92V250H93ZM113 247H116V245L113 244ZM72 248H73V250H72ZM76 248H78V251L76 250ZM88 248H90V250ZM221 249H223V245H221ZM48 250L50 251L51 255L47 254V252L49 253ZM37 251H40L39 252V253H41L40 256H39ZM76 251L77 252L80 251L84 254L79 252L78 254H80V255H77ZM73 252H75V253H73ZM129 253H132V254L130 255ZM43 254H44L45 258L43 256H41ZM37 255L39 258L37 257ZM132 255L134 257H132ZM135 255L138 257V259ZM28 256H30V259H28L29 258ZM71 256H70V258H72ZM81 256L82 257L84 256V257L82 258ZM115 256H117V257H115ZM80 258H82L80 261L77 260ZM219 258L220 257L217 256V257H213L212 259H219ZM27 259L30 261L31 260H33V261L30 262ZM54 259H56L57 261L54 262L55 261ZM37 260L40 262H38ZM75 260L78 262H76ZM115 260H116V262H115Z\"/></svg>","mask_w":264,"mask_h":264},{"label":"clouds","instance_id":"9594fccd","mask_svg":"<svg viewBox=\"0 0 264 264\" xmlns=\"http://www.w3.org/2000/svg\"><path fill=\"white\" fill-rule=\"evenodd\" d=\"M93 2L94 0H89V3ZM99 2L109 5L115 4L121 12L128 16L129 20L137 17L143 20L145 15L153 17L156 21L152 24L153 28H156L159 24H166L169 32H174L176 7L173 0H99ZM176 3L181 6H202L195 7L194 12L189 11L190 16L211 6V0H176ZM260 3L261 0H255V3H253V0H248L249 7L252 8L259 6ZM97 14L104 16L105 20L108 19L104 12H98ZM255 15L264 16V11H257ZM111 16L112 22L116 23L118 20L117 12L111 11ZM129 27H132V25H129ZM227 27L228 25H225V28ZM242 27L243 25L239 23V20H234L231 24V29L236 31H240ZM161 30L163 29L161 28ZM246 48L248 49L247 54L238 55L235 63L228 60L227 66L230 72L235 74L233 78L240 86V91L247 92L251 90L253 93L247 96L248 104L243 105L247 108L251 126L245 128L241 121L236 131H232L234 124H230L229 117L234 114L239 105L231 100L225 101L223 94H217L216 100L219 103H213L210 106L212 111L207 112L202 107H197L194 104L190 98L191 93H189L180 100V104L183 106L178 110L180 115L185 118V123H190L196 127V136L192 137L187 145L180 144L178 137L173 136L170 144L175 146L174 150L166 147L165 144H159V147L155 149V153L152 152L151 144L148 149V152L152 155L161 154L164 162L163 168L157 165V168L153 170L159 181L167 182L175 178L179 181L180 191L182 192L184 191L185 181L188 182L189 187L198 183L200 187L193 195L201 198L207 197L208 200L213 198V189L220 188L221 199L225 200L222 207L227 208L231 213L225 215L227 224L220 220L219 215L206 214L207 222L212 227L214 236L206 243H200L192 237H188L187 246L199 251L193 253L195 259L191 262L185 259L184 264H264V248L252 247L250 244L251 239L264 240V223H262L264 217L261 216L255 204L252 205V210L244 215L247 201L253 198L249 197L247 189L240 193L228 191L232 179L247 182L258 174L264 173V152H262L261 147L264 146V44L254 46L250 41L247 43ZM207 59L211 60L210 57ZM198 61L199 56L193 62V68H190L189 72L195 71V64ZM237 65H239L240 71H237ZM149 78L148 73L145 72L144 79ZM48 81L49 77L43 78L45 87H48ZM209 99L211 100L212 97L210 96ZM236 118L240 120L239 116ZM198 139L207 140L209 149L218 154L222 153L228 165L239 166V170L233 169L230 173H216L215 168H207L205 166L207 154L198 152L196 148L191 147L196 145ZM213 144H215L214 148ZM192 161H196V163L189 167V163ZM201 161L205 163H201ZM152 163L155 164L156 161L153 160ZM213 163L215 164L216 161L214 160ZM145 164L147 167L144 170L147 171L151 164H148L147 160ZM197 170L202 171L197 174ZM205 174H207V178H205ZM205 184L208 185L207 188L204 187ZM262 189H264V184H258L256 196H261L264 193ZM187 195L188 193L184 192V196ZM241 203L244 204V208L240 207ZM236 208H239L240 211L233 212ZM184 217H187V219ZM177 219L185 232L191 229L193 223H202L199 219V213L190 209H181ZM217 221H219V225L214 226ZM148 223H151V221L149 220L147 223L141 221L137 225L135 221L130 219V214L125 213L121 221L122 226L117 229L120 235L117 236V233H113L112 243L108 245L112 248L113 254H115L117 248L129 244L139 246L141 244L140 228H144L147 232ZM229 227L232 230H229ZM218 230H222L225 237L231 236L232 239H225L223 242L218 243L215 235ZM170 238L185 241L183 234H179L178 237L173 235ZM69 242H71L70 238ZM113 244L116 247H113ZM221 245H223V249H221ZM86 252L87 249H85ZM217 256L220 258L212 259ZM16 259L17 257L13 254L11 245L0 243V264H15ZM171 264H177V260H172Z\"/></svg>","mask_w":264,"mask_h":264}]
</instances>
